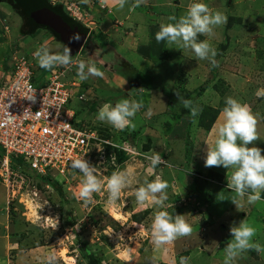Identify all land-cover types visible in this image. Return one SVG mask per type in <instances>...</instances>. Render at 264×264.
<instances>
[{
  "label": "rangeland",
  "instance_id": "374dc122",
  "mask_svg": "<svg viewBox=\"0 0 264 264\" xmlns=\"http://www.w3.org/2000/svg\"><path fill=\"white\" fill-rule=\"evenodd\" d=\"M94 1L91 0L90 4ZM149 1L158 3L157 0H144V3L149 4ZM178 1L184 9L189 5V0ZM233 1L226 0L225 4H220L218 0H197L227 17L226 23L214 28V36L198 37L199 40L208 39L217 50L218 67H213L207 60L197 61L191 50L182 54L176 48L171 51L165 46L160 49V62L164 68L157 72V76L145 79L129 72L132 69L129 63L112 57L114 65L101 69L104 73L102 80L112 84L111 78L117 71L120 74L128 71L124 74L132 81V86L117 97H110V93L104 91L100 92L102 96L93 97L87 92L84 101L87 104L77 102V120L96 129L104 141L138 153L131 154L105 146L104 143L101 144L100 152H97L96 147L90 152L89 163L97 167L101 179L117 169L130 170L131 183L122 191L115 204L108 202L106 192L94 193L93 202L87 206L78 200L82 178L78 170L68 176H52L54 182H51L46 179L48 177L33 173L24 162L25 159L15 160L14 165L24 170V175L30 178V184L23 186L20 192L16 187V198L11 200L6 183L0 180V264H45L46 257L53 252L57 257L55 264H150L152 257H156V264H168L162 262L165 257L168 262L172 260L171 264H179L182 256L189 257V264H224L223 248L232 238L229 219L238 224L247 218L257 230L252 242H257V235H262L264 239V191L260 194L258 206L247 204L245 197L241 210L235 207L228 217L222 218L221 210L234 206L230 199L235 193L227 188V173L230 175L231 170L228 172L223 166L205 167L206 143L211 144L215 140V128L222 122L221 112L229 96L250 105L258 119L259 137L250 147L257 146L264 150V97L258 98L255 94L258 89L264 88V5L259 4L261 6L258 9L250 10L238 8V4ZM70 3L83 4L81 0H55V4H63L65 10ZM253 14L257 15V23H254ZM93 21L96 20L84 14L82 22L85 24H82L92 31V35L88 37L77 59L93 60L100 67L103 65L98 62L97 54L103 59L108 52L111 54V51H115L117 54L120 49L116 47L124 49L135 44L144 46V39L138 38V30L128 29L124 41L115 40L116 37L107 39L109 34L117 32L124 36L125 32L120 33L121 26L113 20L107 26L104 25L106 35L102 32L97 35V29H94L97 23L94 25ZM22 25V19L13 8L0 2V80L7 72L4 69L5 59L11 51L20 50V53L30 55L45 42L53 50L57 45L62 50V45L46 30H40L34 37H23ZM143 37L149 39L148 36ZM98 49L101 52H97ZM118 54L125 56L124 53ZM105 59L109 63L110 59ZM196 62L204 68L203 72L199 68L195 70L194 66L198 65ZM36 67V85L40 86L41 70L44 75L48 72L37 61ZM196 72L198 77L202 76V80L199 79L198 85L191 86L190 79L193 78L191 80L194 83ZM66 76L68 79L77 77L76 68ZM171 77L176 82L173 90L169 88L173 80ZM86 81L88 79L83 81L84 85ZM137 82L148 91H158L161 88L156 85L163 86L162 90L170 97L166 102H160L154 93L151 97L138 95L131 98L142 102L143 107L132 118L134 127L129 125L122 131L97 120L98 110L103 104L111 103L114 106L124 97L139 94L140 86L135 88ZM186 82L189 83L188 88ZM152 83L156 84V89L149 90L147 87H151ZM176 91L193 101V105L199 109L196 117L177 105ZM77 100V97L74 98V101ZM94 102L98 106L95 111H91L90 105ZM119 151L125 152L127 157ZM150 152H158L172 167L161 164L149 171L150 162L144 154ZM157 175L169 184L168 200L163 210L171 215H185L192 227L191 235L180 237L172 244L160 248L154 246L150 234V218L157 210L156 207L151 203L139 207L135 203V190L145 179L152 181ZM61 239H64L62 246L58 243ZM258 243L261 245L262 242L259 240ZM161 253L164 258L160 257ZM255 253V250L245 251L232 264H243L238 263V259L243 256L248 258L246 264H263L260 263V255ZM213 255L215 258H212Z\"/></svg>",
  "mask_w": 264,
  "mask_h": 264
},
{
  "label": "clouds",
  "instance_id": "9594fccd",
  "mask_svg": "<svg viewBox=\"0 0 264 264\" xmlns=\"http://www.w3.org/2000/svg\"><path fill=\"white\" fill-rule=\"evenodd\" d=\"M51 2L55 5V0H51ZM114 2L120 9H123L128 0H114ZM81 3L90 4L91 0H81ZM142 3L144 0H135L132 8L139 7ZM167 20L169 22L160 23L159 31L155 34L157 42H166L168 45L175 44L179 46V49H190L197 60H207L213 67H218L217 50L212 47L208 39L199 40L198 37L200 35L209 38L214 36V28L227 22V17L222 12H214L207 4L194 0L179 18L170 15ZM79 39V34L70 37L71 41H79ZM33 56L38 65L47 69V72L58 66L65 69L75 66L77 77L81 81H85L89 77L103 78L104 76L93 60L73 59L72 49L67 46L61 50L57 45L53 50L45 42L35 50ZM255 94L258 98L264 97V88L258 89ZM175 96L177 105L187 109L192 117L199 114V109L193 105L191 99L185 98L178 91L175 92ZM34 98L35 95L28 97L33 100ZM142 107V102L125 98L116 102L114 106L111 103L103 104L99 108L96 118L101 122L108 123L116 130L122 131L131 125L132 118ZM221 117L222 122L215 128L214 142L206 143L205 167L223 166L228 169V172L231 170L230 175L227 173V188L235 193V196L230 199L231 202L237 210H241L244 207L245 197L247 204L254 205L260 201V194L264 191V154H262L264 150L257 146L250 147L259 138L258 119L250 105L231 96L225 100ZM9 119L11 120V116ZM132 126L134 127V125ZM112 146L121 147L120 145ZM122 150H126V148ZM144 155L150 162L149 171L161 164L169 168L172 167L168 161L161 158L158 152L145 153ZM71 168L82 174L77 199L83 201L85 206L93 202L94 193L101 192H106L108 202L115 204L122 191L131 183L130 170L117 169L110 176L101 179L97 167L91 165L84 156L72 159ZM168 187V182L157 175L152 181L145 179L143 184L135 190L137 206L144 207L146 203H151L157 209L150 218V234L156 248L170 245L178 238L189 236L192 233V227L186 221L185 215H171L168 211L163 210L165 201L168 200ZM219 200L224 199L219 198ZM139 228L141 231L142 226ZM256 231L247 218L238 224L233 222L230 226L232 238L224 247V264H232L241 253L248 250H255L257 253L264 252V247L259 243L252 242ZM58 243L62 246L64 239L59 240ZM56 259V254L53 252L46 257L45 264H55ZM150 264H156V257L151 258ZM179 264H189V257H180Z\"/></svg>",
  "mask_w": 264,
  "mask_h": 264
},
{
  "label": "built area",
  "instance_id": "2783aa9c",
  "mask_svg": "<svg viewBox=\"0 0 264 264\" xmlns=\"http://www.w3.org/2000/svg\"><path fill=\"white\" fill-rule=\"evenodd\" d=\"M80 7L70 3L66 10L78 22L84 16ZM20 52H12L9 69L0 80V180L6 183L11 200L16 198V187L20 192L30 184L13 158L25 159L32 172L42 177L68 176L74 171L72 159L84 156L89 162L94 147L100 152L102 143L116 145L76 119L77 102L86 100L87 91L83 81L66 76L75 66L50 70L37 86L36 59ZM33 95L34 100L28 99Z\"/></svg>",
  "mask_w": 264,
  "mask_h": 264
},
{
  "label": "crops",
  "instance_id": "0c3cea01",
  "mask_svg": "<svg viewBox=\"0 0 264 264\" xmlns=\"http://www.w3.org/2000/svg\"><path fill=\"white\" fill-rule=\"evenodd\" d=\"M97 1L98 0L94 1L93 4H81L83 13L87 17H91L92 19L96 20L95 22L97 23V25H95L94 21L92 23L96 26L94 29H97V32H96L97 35H99V32H102L106 35L105 31H107V29H105V31H103L104 25L107 26L110 22L115 20L116 23H118L121 26L120 29H122V30L120 31V33L125 32V35L122 36V35H119L117 32H115L114 34L107 35V37H106L107 39H110L112 37H116L115 40L124 41V37L126 36V34L128 35V33H129L128 29H133V31L138 30L137 31L139 33L138 38L141 39V37H142V40L144 39L143 40L144 46H141L140 44H135V45H131L129 48H124V49L116 47L115 49H120V50H118L117 54L115 51H111V54L108 52L104 56L103 59L101 57H99V55L97 54V52H101L100 49H98L99 51H97V52L94 51V53L97 54V56L99 57L98 58L96 56L98 59V62H100V64L103 65L100 67L97 65V67L100 70L102 68L105 70L106 67L107 68L112 67L114 65V61H113L112 57H114L116 60L121 59V61H126L127 63H129L132 67L131 71H129V72H133V73L135 72L136 73V71H137L138 74L136 73V75L141 74L140 78L146 79L148 77L157 76V72H159L161 69L164 68V66L160 62L161 61L160 49L162 50L165 46H167L166 48L172 51V49L176 48L177 51H182L183 52L182 54H184L187 50L188 51L190 50V49H179L178 45H175V44L168 45L166 42H157L155 39V34L159 31L160 23L161 22H165V23L169 22L167 20V18L170 15H175L179 18L181 15H183L186 12L188 5L185 6L186 8L184 9V6L182 4H180V2L178 0L177 1L157 0V2H158L157 4H154L153 2L151 3V1H149V4L142 3L139 7L132 8V5L134 4L135 0H128V2L125 4V7L123 9H120L118 7V5L114 2V0H99L98 4H96ZM224 1H226V0H218V2H220V4H225ZM231 1L232 0H230V2ZM234 1H235V3H234ZM234 1L232 3L238 4V8H249L250 10L258 9V7L261 6L259 4L264 5V0H234ZM192 2H194V0H189L188 4H190ZM1 3H3V2L1 1ZM250 10H249V12H250ZM256 14L255 15L253 14L254 23H257V21H258L256 18L257 17ZM99 16H101V17H99ZM239 18H241V17L239 16ZM140 21H141V23H139ZM83 23L85 24V22H83ZM109 32H110V30H109ZM90 34L92 35V31ZM142 34L145 37L148 36L149 39L144 38ZM94 35H95V33H94ZM161 47H163V48H161ZM118 53H124L125 56H123V55L119 56ZM177 55H179V53L174 55L173 57H175ZM126 56H127V60H126ZM107 57L110 59L109 63L107 62V59H105ZM155 58H157V60ZM112 61H113V63H111ZM118 62H120V61H118ZM196 64H198V65L194 66L195 70L197 71V69L199 68L203 72L204 68L202 66H199L200 63L196 62ZM7 66L9 67V64H7ZM7 66H6V59H5V66H4L5 70H7ZM174 69L176 72L175 67H174ZM126 72H128V71H126ZM126 72L122 71V73L120 74L117 71V74H115L111 78V81L113 82L112 84H107L106 81L104 79L102 80V78H100V77H90V78H88V81H86V84L85 85L83 84V87H84L85 91H87L88 94L92 95L93 97L96 95L102 96V95H100V92L103 93L102 91H104L108 94L110 93V97H117L120 95V93L122 91H125L128 87L130 88V86H132L131 85L132 81L129 80V78L127 77V74H124ZM197 73L198 72H196V74L194 75V83H193V80H191L193 78L190 79V83H192V84H189L188 82H186V88H188L187 87L188 84L192 86L194 84L198 85L200 83L199 79H201L202 76L200 75V77H198ZM106 75H107V73H106ZM173 75H174V73H173ZM142 76H144V77H142ZM168 77H170V76H168ZM74 78L78 79V77H74ZM171 79H173V80L171 81V83H169V86L171 85L169 88H172V90H173V89H175L176 82L174 80V77H171ZM87 83H89V84H87ZM155 85L156 84L154 83L151 86V88H153V89H149V90H154V88L156 89ZM156 86L158 88H161V89L158 91L157 90L148 91V90H145L144 87L140 86V88H143V90H140L141 92H139V94H136L134 96H133V94H131L130 97L129 96L124 97L122 99H125V98H127V99L132 98L133 99V97L136 98V96H138V95H142V96L144 95L143 97L146 98L147 96L151 97V95L154 93L157 96V98L160 100V102L161 101L166 102L169 99L170 95L167 94L166 91L162 90L163 86L162 87H160L158 85H156ZM100 99L102 100V98H100ZM103 99H106V98H103ZM135 121H136V119H135ZM133 123L134 122H131V125H133ZM259 202L260 201H258L256 204H254V207H256V205L258 206ZM231 207H226V209H223V211L221 210V214L223 215L222 218L228 217L229 214L233 210L236 209L235 205L231 206ZM248 217H249V215H248ZM233 222L234 221H232V219H229L230 226L233 224ZM222 236H223V234H222ZM255 237H256V235H255ZM261 238H262V235L260 237H258V235H257V242L256 243H258V241L260 240V242H262L261 246L264 247V239L262 238V241H261ZM220 249H218V250L220 251ZM255 254L257 256L260 255V258H261L260 263L264 264V252H262V253L256 252ZM161 255H162V256H160L161 258L165 257L163 255V253H161ZM190 256H191V254H190ZM173 258L175 259V257H173ZM212 258H215V255H213ZM166 259L167 258L165 257V259H163L162 262H167L168 264L172 263V260L168 262ZM238 260H239L238 263L241 262L243 264H246L249 262V261L247 262L248 258H246V257L244 258V256Z\"/></svg>",
  "mask_w": 264,
  "mask_h": 264
},
{
  "label": "trees",
  "instance_id": "16d2710c",
  "mask_svg": "<svg viewBox=\"0 0 264 264\" xmlns=\"http://www.w3.org/2000/svg\"><path fill=\"white\" fill-rule=\"evenodd\" d=\"M1 1L3 3L9 4L13 8V10L22 19L23 25L21 27V35L23 37H28V36L34 37V36H36L38 34V32L40 30H46V31L50 32L53 35V37L58 42H62L61 37L56 32H54L52 30V28L48 25L47 18L44 15V12H45L47 6L52 7L53 10H55L56 12L61 14L62 17L64 18V20L70 21V22L71 21H76L65 10V7H64L63 4H55V5H53V3H51L50 0H1ZM12 52L13 51H11L10 54L6 58V66H7V64H9ZM58 67H60V66H58ZM7 69H9L8 66H7ZM44 70L46 72L48 71L47 69H44ZM41 72L43 73L42 74V76H43L44 75L43 70H41ZM136 73L138 74L137 71H136ZM140 75H138V76L140 77ZM142 77H144V76H142ZM149 87H147V88L150 89L151 87L150 88ZM202 89L203 88H201V90ZM83 104H87V103L82 101L81 105H83ZM97 106H98L97 102L91 103L90 110L91 111H95L97 109ZM78 112H77L76 115H78ZM214 115H216V114H214ZM76 118H77V116H76ZM213 119H215V118H213ZM80 122H81V124L86 125L81 120H80ZM105 146L111 147L109 145H105ZM120 151H122V150H120ZM120 151H119V153H121L122 156H124L126 158L127 156H126L125 152H120ZM121 154H119V155H121ZM16 159L17 158H13L12 159L14 164H16V162H15ZM46 179H48V181L54 182V179L52 177H50V176L48 178H46ZM86 253L90 254V251L86 250Z\"/></svg>",
  "mask_w": 264,
  "mask_h": 264
},
{
  "label": "water",
  "instance_id": "95a60500",
  "mask_svg": "<svg viewBox=\"0 0 264 264\" xmlns=\"http://www.w3.org/2000/svg\"><path fill=\"white\" fill-rule=\"evenodd\" d=\"M47 18L48 25L56 32L62 39V42L72 49V56H76L83 49L91 30L85 25L77 21H66L61 14L53 10L52 7L47 6L44 12ZM79 34V41H71L70 37ZM140 83L135 84V88L139 87Z\"/></svg>",
  "mask_w": 264,
  "mask_h": 264
},
{
  "label": "flooded vegetation",
  "instance_id": "af4514ba",
  "mask_svg": "<svg viewBox=\"0 0 264 264\" xmlns=\"http://www.w3.org/2000/svg\"><path fill=\"white\" fill-rule=\"evenodd\" d=\"M62 45V48L66 46L63 42H59Z\"/></svg>",
  "mask_w": 264,
  "mask_h": 264
}]
</instances>
